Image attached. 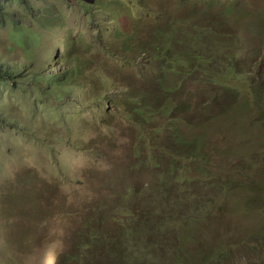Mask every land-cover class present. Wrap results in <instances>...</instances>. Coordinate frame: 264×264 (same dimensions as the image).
I'll use <instances>...</instances> for the list:
<instances>
[{
  "label": "rangeland",
  "instance_id": "1",
  "mask_svg": "<svg viewBox=\"0 0 264 264\" xmlns=\"http://www.w3.org/2000/svg\"><path fill=\"white\" fill-rule=\"evenodd\" d=\"M0 264H264V0H0Z\"/></svg>",
  "mask_w": 264,
  "mask_h": 264
},
{
  "label": "trees",
  "instance_id": "2",
  "mask_svg": "<svg viewBox=\"0 0 264 264\" xmlns=\"http://www.w3.org/2000/svg\"><path fill=\"white\" fill-rule=\"evenodd\" d=\"M40 80L41 82H45L47 84H52V85H54L55 83L59 84L61 80H63L65 84V75L62 76V74L59 73L45 74V75H41Z\"/></svg>",
  "mask_w": 264,
  "mask_h": 264
}]
</instances>
